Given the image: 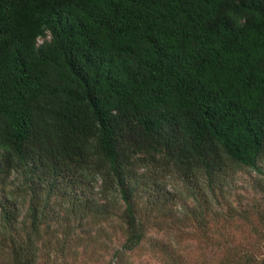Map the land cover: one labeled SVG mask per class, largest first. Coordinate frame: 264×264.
<instances>
[{"label": "trees", "instance_id": "trees-1", "mask_svg": "<svg viewBox=\"0 0 264 264\" xmlns=\"http://www.w3.org/2000/svg\"><path fill=\"white\" fill-rule=\"evenodd\" d=\"M262 160L264 0H0V264H37L51 221L116 222L118 261L161 198L210 264H264ZM242 171L261 205L234 215Z\"/></svg>", "mask_w": 264, "mask_h": 264}, {"label": "rangeland", "instance_id": "rangeland-1", "mask_svg": "<svg viewBox=\"0 0 264 264\" xmlns=\"http://www.w3.org/2000/svg\"><path fill=\"white\" fill-rule=\"evenodd\" d=\"M41 41L39 39L38 43ZM260 165L264 169V160ZM158 179L163 191H169L170 184L176 185L172 179L161 176ZM256 182L252 173L238 172L232 183L233 188L226 198L220 200L223 207L227 203L233 204L235 215V211L247 207L253 201L259 204L260 195L254 188ZM149 195L148 191L144 192V197ZM159 203L158 209L147 221L148 232L140 247L125 252L118 261L114 258V251L121 247L124 237L116 222L109 221L100 225L79 224L75 234L71 236L73 241H65L64 244L61 233L68 226L62 221L56 224L51 221V227L57 236L50 239L49 254L46 252L48 247L39 253L37 264H210V261L215 260L217 254H212L208 246L209 229L205 230L206 237H200L193 218H182L179 211L183 201L168 202L161 198ZM185 204L191 206L193 202L187 200ZM50 205L53 210L58 211L59 200L56 199ZM247 228L250 225L242 224L230 227L229 231L238 229L245 232ZM218 241L223 242L226 239ZM232 241L236 244L247 242L241 235H237Z\"/></svg>", "mask_w": 264, "mask_h": 264}]
</instances>
